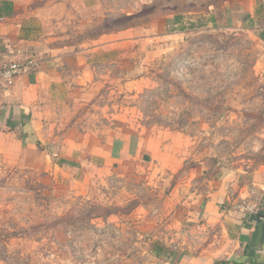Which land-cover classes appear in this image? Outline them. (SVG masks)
<instances>
[{
  "label": "rangeland",
  "instance_id": "obj_1",
  "mask_svg": "<svg viewBox=\"0 0 264 264\" xmlns=\"http://www.w3.org/2000/svg\"><path fill=\"white\" fill-rule=\"evenodd\" d=\"M84 1L48 24L55 45L128 41L51 117L59 152L39 148L58 161L94 144L67 138L139 136L154 160L70 188L33 152H0V264H171L183 234L202 235L189 218L206 182L264 165V41L209 20L229 0Z\"/></svg>",
  "mask_w": 264,
  "mask_h": 264
},
{
  "label": "crops",
  "instance_id": "obj_2",
  "mask_svg": "<svg viewBox=\"0 0 264 264\" xmlns=\"http://www.w3.org/2000/svg\"><path fill=\"white\" fill-rule=\"evenodd\" d=\"M58 1L45 0L34 6L33 0H0V65L31 56L40 59L37 71L19 76L12 86L0 90V152L6 157L28 158L31 151L34 166L54 165L56 174L60 172L70 188H77L96 174L119 172L129 159L151 161L154 157L144 138L110 134L104 139L67 138L66 143L94 144L72 147L58 161L54 159L60 147L49 135L55 124L51 117L74 92L92 82V74L115 61L124 40L128 41L126 32L114 31L101 34L90 45H55L48 36V24L58 18L61 6L68 13L66 9L76 4L75 0ZM225 4L219 12L212 11L211 22H239L256 30L264 41V3L229 0ZM40 143H53L51 148L58 152L40 149ZM245 202L257 203L255 209L239 208ZM195 211L189 218L191 227L202 235L183 234L179 246L169 253L171 264H264V165L207 181L204 193L196 196Z\"/></svg>",
  "mask_w": 264,
  "mask_h": 264
},
{
  "label": "built area",
  "instance_id": "obj_3",
  "mask_svg": "<svg viewBox=\"0 0 264 264\" xmlns=\"http://www.w3.org/2000/svg\"><path fill=\"white\" fill-rule=\"evenodd\" d=\"M40 66V59L36 57H26L15 60H8L0 65V90L12 86L19 76L37 71ZM257 203H242L239 208L248 211L255 209Z\"/></svg>",
  "mask_w": 264,
  "mask_h": 264
},
{
  "label": "trees",
  "instance_id": "obj_4",
  "mask_svg": "<svg viewBox=\"0 0 264 264\" xmlns=\"http://www.w3.org/2000/svg\"><path fill=\"white\" fill-rule=\"evenodd\" d=\"M38 146H40L39 144H38ZM62 162H63V160H62ZM215 264H228L226 261H217Z\"/></svg>",
  "mask_w": 264,
  "mask_h": 264
}]
</instances>
